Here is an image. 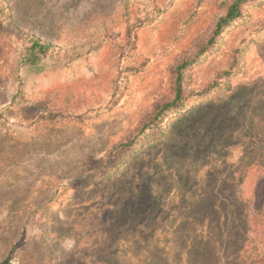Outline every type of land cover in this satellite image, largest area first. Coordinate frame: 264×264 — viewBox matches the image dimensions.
I'll list each match as a JSON object with an SVG mask.
<instances>
[{
  "label": "rangeland",
  "instance_id": "obj_1",
  "mask_svg": "<svg viewBox=\"0 0 264 264\" xmlns=\"http://www.w3.org/2000/svg\"><path fill=\"white\" fill-rule=\"evenodd\" d=\"M236 1L0 0V264H264V0L215 34Z\"/></svg>",
  "mask_w": 264,
  "mask_h": 264
},
{
  "label": "trees",
  "instance_id": "obj_2",
  "mask_svg": "<svg viewBox=\"0 0 264 264\" xmlns=\"http://www.w3.org/2000/svg\"><path fill=\"white\" fill-rule=\"evenodd\" d=\"M253 1L259 2L260 0H237L235 4L229 8L226 16L220 19L217 23L215 34L219 32V29L225 30L226 27L231 25L237 18H239L240 15L238 14L240 13L241 4H248ZM42 48L43 47L39 44V42L34 41L31 43L29 50L31 53H33L34 51H39ZM32 56L33 55H30V57ZM179 72L180 71L177 70L175 81L173 82L175 98L172 101H161L154 105L153 115L151 116L150 121L156 127L163 125L166 119L169 118L171 115H177L179 112H182L183 110L187 109L189 107L188 105L193 106L192 104H189L188 100H186L181 94L183 80H181L182 75H179ZM204 96L205 95H198L196 97L198 100H200V102H203Z\"/></svg>",
  "mask_w": 264,
  "mask_h": 264
},
{
  "label": "built area",
  "instance_id": "obj_3",
  "mask_svg": "<svg viewBox=\"0 0 264 264\" xmlns=\"http://www.w3.org/2000/svg\"><path fill=\"white\" fill-rule=\"evenodd\" d=\"M4 264H19V258L16 255H11Z\"/></svg>",
  "mask_w": 264,
  "mask_h": 264
},
{
  "label": "bare ground",
  "instance_id": "obj_4",
  "mask_svg": "<svg viewBox=\"0 0 264 264\" xmlns=\"http://www.w3.org/2000/svg\"><path fill=\"white\" fill-rule=\"evenodd\" d=\"M145 44V43H144ZM144 48V47H143Z\"/></svg>",
  "mask_w": 264,
  "mask_h": 264
}]
</instances>
